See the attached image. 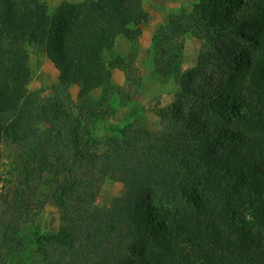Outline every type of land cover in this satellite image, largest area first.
I'll return each instance as SVG.
<instances>
[{"label": "trees", "instance_id": "16d2710c", "mask_svg": "<svg viewBox=\"0 0 264 264\" xmlns=\"http://www.w3.org/2000/svg\"><path fill=\"white\" fill-rule=\"evenodd\" d=\"M147 19L144 0H0V264H264V0H198L156 28L148 76L179 81L159 130L129 95ZM187 34L205 46L182 71ZM30 49L58 71L50 96L28 87ZM105 177L124 192L99 206ZM44 189L70 224L47 244Z\"/></svg>", "mask_w": 264, "mask_h": 264}, {"label": "rangeland", "instance_id": "374dc122", "mask_svg": "<svg viewBox=\"0 0 264 264\" xmlns=\"http://www.w3.org/2000/svg\"><path fill=\"white\" fill-rule=\"evenodd\" d=\"M43 1L46 3L48 11L53 13L62 0ZM69 1L77 2L81 0ZM197 2L198 0H144V8L148 12V19L145 25L146 27L159 26L167 19V16L171 12H178L180 10L189 11ZM204 46L205 41L200 38L191 34H187L184 37L182 71L196 64L198 55ZM154 64L155 61L150 59L142 63L134 62L132 65L135 84L131 86L129 95L134 100L140 101V104L145 108L146 112H152V109L157 106L170 104L174 99V93L179 88L178 79L157 81L154 78H150L147 74ZM29 66L32 74L31 81L28 84L29 89L39 91L43 97L50 96L52 94L51 86L57 81V72L54 66L48 62L45 56L36 52L34 49H30ZM145 68L148 72H146ZM127 90L125 88L124 91L126 92ZM71 91L72 95L75 96L76 92H74V88H71ZM94 93L98 94L99 90ZM115 107L119 108V104H115ZM111 121L112 119H109L108 123ZM147 121L149 126L156 128L154 130L160 129L161 123L159 117L154 118L148 114ZM39 126L41 129H44L46 125L41 123ZM104 132L108 133V130L106 128L99 130L98 135H102ZM4 154L5 156L2 157L4 159L2 160L5 161V165L2 164L3 169L6 168L8 170L10 165L14 166L15 162L18 163L17 160H12L13 156L8 149L5 150ZM12 177L14 183L16 179H23L20 169L14 171ZM44 190L46 192L45 205L32 226L35 230L39 229L42 234L41 239L47 244L51 239H62L67 234L70 224L60 216L54 196L47 189ZM123 192L124 185L122 182L105 177L102 180L94 201L99 206H108L114 198L121 196ZM38 247L39 245L35 243L29 245L28 253H30V260H34L40 255Z\"/></svg>", "mask_w": 264, "mask_h": 264}, {"label": "crops", "instance_id": "0c3cea01", "mask_svg": "<svg viewBox=\"0 0 264 264\" xmlns=\"http://www.w3.org/2000/svg\"><path fill=\"white\" fill-rule=\"evenodd\" d=\"M166 20L163 21L162 24H164L166 22ZM146 21L142 22L139 25V27H140V35L138 37V51H137V56H136V59H135L134 62L142 63L143 61L146 62V61L151 59L152 37H153V34L155 33V30H156V28L158 26L155 25V26H151V27H146V25H145ZM130 47H131V43L124 35H118V36L115 37L114 42H113V51L116 54H119L121 56H125L129 52ZM47 60H48V62H50L52 64V62L49 59H47ZM55 70L57 72V78H58V71H57L56 68H55ZM145 70H146V68H145ZM146 72H148V71L146 70ZM148 74H149V72H148ZM111 80H112V82L114 84L124 85V83L126 82V77H125L124 72L121 69L114 68L112 70V72H111ZM71 88L72 89L74 88V92H76L75 96L72 95L71 92L73 90L71 91ZM71 88H70L71 96H72L73 99H76L77 98V94H78L77 93L78 92V86L77 85H72ZM98 94L94 93V95H98ZM137 102L140 104V101H137ZM167 104H168V102H167ZM127 111H128L127 107H124V106L123 107H119L118 111L115 114V116L110 118V119H112L111 122L120 123L122 118H123V116L127 113ZM148 114L150 116H153L154 118L157 117V116L153 112H146V124H147V127L150 128V129H156V128L152 127V126H149L148 121H147Z\"/></svg>", "mask_w": 264, "mask_h": 264}]
</instances>
